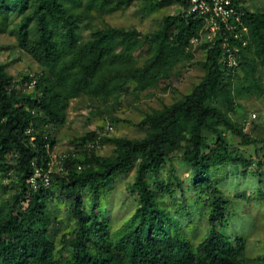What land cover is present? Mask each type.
Listing matches in <instances>:
<instances>
[{"label": "trees", "instance_id": "trees-1", "mask_svg": "<svg viewBox=\"0 0 264 264\" xmlns=\"http://www.w3.org/2000/svg\"><path fill=\"white\" fill-rule=\"evenodd\" d=\"M112 1L0 0V31L15 34L19 48L41 66L15 80L0 63V264H264L263 252H248L253 220L223 190L237 167L259 177L254 192L264 196V140L252 139L220 108L232 106L233 93L218 34L200 62V80L146 115L144 137L117 138L114 153L103 156L95 150L102 136L87 132L73 137V147L50 168L56 158L50 128L63 125L70 100H108L129 84L150 88L190 54L185 49L203 23L186 9L166 15L149 34L152 54L142 57L144 40L135 29L105 26L83 37L81 26L128 0ZM244 21L248 44L230 39L232 47L238 56L254 43L264 58V13L245 11ZM225 132L259 143L258 157L230 144ZM133 166L126 190L135 206L111 217V182ZM230 177L239 180V173ZM56 202L68 212L70 228L62 232L51 209ZM201 213L205 232L198 237Z\"/></svg>", "mask_w": 264, "mask_h": 264}, {"label": "rangeland", "instance_id": "rangeland-1", "mask_svg": "<svg viewBox=\"0 0 264 264\" xmlns=\"http://www.w3.org/2000/svg\"><path fill=\"white\" fill-rule=\"evenodd\" d=\"M185 1H187V7L183 3L184 0H169L168 2L128 0L126 5L121 4L114 10L103 11L99 17L88 21L85 26H81V33L84 38H87L93 29L105 26L135 29L141 34L140 39L144 40L143 47L137 52L141 53L142 57L151 55L152 42L149 34L160 29L166 15H176L187 9L189 3L188 0ZM111 3L113 5L115 0ZM237 3L244 11L264 13V0H238ZM213 35L209 22L203 21L196 40H190L185 49L190 54L174 63L166 74L162 78H158L155 85L150 88L137 90L133 84H129L125 91L108 100H100L86 95L70 100L64 114L63 125L50 128V135L55 139L52 148L56 157L54 165L57 167L60 162L58 157L73 147L71 139L87 132L95 131L102 136L103 141L95 150L103 156H110L114 153V140L117 138L139 139L144 137L148 131V126H144L142 123L146 115L155 109H162L183 94L189 93L200 80L203 74L200 62L205 59L206 50L213 46L215 38V36L212 37ZM17 43L15 34L8 30L0 31V63L4 65L8 74L14 76L15 80L22 79L25 74L34 76L41 71V66L19 48ZM222 48L223 46H221V51ZM221 58L222 54L220 53V60ZM223 67L229 76L233 102L231 107L227 105L228 108L226 104L220 106L222 112L231 121L238 124L245 133H249L252 139L264 140V58L255 53L253 43L252 49L242 55L239 54L235 63L225 64ZM27 87L29 90L32 89L31 86ZM259 87H262L261 92L258 91ZM225 135L230 144L248 148L254 158L258 157L259 151L255 149L259 143L250 142L248 144L240 136L231 132H225ZM173 163L177 172L182 177L185 176L186 171H183V165L176 159ZM54 170L55 168L52 171ZM134 172L135 166L111 182L109 204L107 205L113 213L111 217L119 219V217L129 214L134 208L133 197L129 196L126 190L132 182ZM234 172L239 173V180H233L234 178L230 177V173ZM258 178V176L251 175L248 170L243 171L235 167L228 172L226 184L223 187L224 193L238 202L235 207L233 206L238 210V213L253 220V227L248 235V252L252 256L260 252L264 253V196L260 198L254 192L256 190L254 184L257 185ZM238 181L239 185L236 186L235 183ZM236 194H240L242 198L232 197ZM193 200L189 198V202ZM57 202L51 209L54 211V217L63 222V225L60 226L62 232L68 230L70 224L67 221L68 212L64 209L65 205ZM198 212L200 213L201 210ZM172 213L180 217V213L175 208ZM196 221L198 228L195 231L199 237L205 232V216L201 213Z\"/></svg>", "mask_w": 264, "mask_h": 264}, {"label": "built area", "instance_id": "built-area-1", "mask_svg": "<svg viewBox=\"0 0 264 264\" xmlns=\"http://www.w3.org/2000/svg\"><path fill=\"white\" fill-rule=\"evenodd\" d=\"M188 3L186 10L189 13L209 22L214 34L212 37L216 34L221 36L222 46L225 50L222 48V62L226 65L235 63L237 47H232L230 39H238L243 45L247 44L248 26L244 21L245 11L243 8L235 0H188ZM193 40H196V37L191 39V41ZM109 128L111 129V126ZM49 165L51 168L54 165V160ZM39 174L40 171L36 170L35 175ZM34 181L35 179L32 177L30 182L34 183ZM43 182L48 184L47 173L43 176Z\"/></svg>", "mask_w": 264, "mask_h": 264}]
</instances>
